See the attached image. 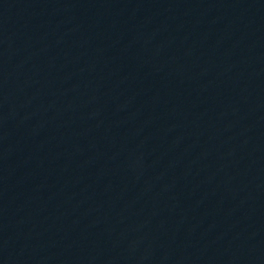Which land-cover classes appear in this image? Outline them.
Here are the masks:
<instances>
[{"label":"water","instance_id":"1","mask_svg":"<svg viewBox=\"0 0 264 264\" xmlns=\"http://www.w3.org/2000/svg\"><path fill=\"white\" fill-rule=\"evenodd\" d=\"M264 254V0H0V264Z\"/></svg>","mask_w":264,"mask_h":264}]
</instances>
